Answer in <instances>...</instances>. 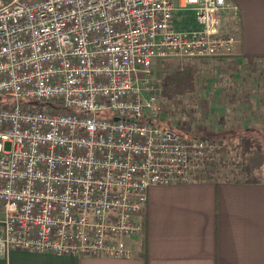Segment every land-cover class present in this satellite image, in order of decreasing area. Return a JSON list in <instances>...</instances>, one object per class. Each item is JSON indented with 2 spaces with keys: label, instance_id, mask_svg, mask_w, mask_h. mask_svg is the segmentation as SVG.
<instances>
[{
  "label": "built area",
  "instance_id": "1",
  "mask_svg": "<svg viewBox=\"0 0 264 264\" xmlns=\"http://www.w3.org/2000/svg\"><path fill=\"white\" fill-rule=\"evenodd\" d=\"M228 8L0 0V256L133 257L148 190L202 178L224 146L159 123L155 63L233 56L237 39L219 17ZM178 12L198 28L177 29Z\"/></svg>",
  "mask_w": 264,
  "mask_h": 264
},
{
  "label": "crops",
  "instance_id": "2",
  "mask_svg": "<svg viewBox=\"0 0 264 264\" xmlns=\"http://www.w3.org/2000/svg\"><path fill=\"white\" fill-rule=\"evenodd\" d=\"M225 1L229 8L219 17L223 31L237 39L236 52L200 60L211 70L205 72L202 98L224 123L229 111H264L263 89L251 80L259 68L264 71V0ZM205 135L200 138L215 139ZM2 220L1 209L0 226ZM136 220L144 238L141 244L129 241L134 248L130 259L11 250L0 256V264H264V179L203 177L153 186Z\"/></svg>",
  "mask_w": 264,
  "mask_h": 264
},
{
  "label": "rangeland",
  "instance_id": "3",
  "mask_svg": "<svg viewBox=\"0 0 264 264\" xmlns=\"http://www.w3.org/2000/svg\"><path fill=\"white\" fill-rule=\"evenodd\" d=\"M174 23L175 27L182 31L198 28L192 13L178 12ZM205 64L207 61L187 58H174L155 64L153 80L165 102V110L159 123L178 130L185 137L200 138V133L203 132L222 141L224 146L220 147L218 153L210 160L215 161V166L219 170L216 174L217 178L242 179L243 167L248 165L251 176L255 179H264V111H229L231 115L227 117L226 123L221 121L223 118L221 115L208 111L210 101L202 97L203 91L207 88L206 73L211 70ZM186 69L195 73V89L193 92L180 94L167 85V79L174 72ZM213 73H217L216 70ZM251 80H255L257 89L262 88L264 93V71L261 68ZM213 85L215 86L214 83ZM2 100L6 101V98L3 97ZM23 105L22 103L21 106ZM259 106L262 104L260 103ZM248 127L249 131L246 130ZM244 136L255 139L252 142V149L246 155L242 149Z\"/></svg>",
  "mask_w": 264,
  "mask_h": 264
},
{
  "label": "trees",
  "instance_id": "4",
  "mask_svg": "<svg viewBox=\"0 0 264 264\" xmlns=\"http://www.w3.org/2000/svg\"><path fill=\"white\" fill-rule=\"evenodd\" d=\"M195 73L193 70H183L180 72H174L169 76L167 79V85L175 90L177 93L183 94L187 92H193L195 89ZM164 101V100H163ZM165 103V102H164ZM208 134V133H206ZM201 137H206L205 133H200ZM254 138L251 136H244L242 137V146H243V153L246 155L253 146ZM215 161H210L207 165V169L203 174L204 178H212L216 177L217 172L219 171L218 168L215 166ZM242 179L250 182L257 181L259 179H255L251 173V169L247 166L243 167L242 170ZM202 177V178H203Z\"/></svg>",
  "mask_w": 264,
  "mask_h": 264
}]
</instances>
